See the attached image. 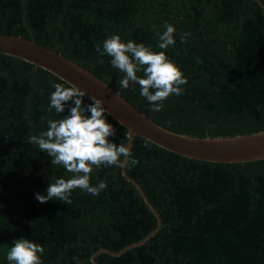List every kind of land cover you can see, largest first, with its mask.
<instances>
[{
  "label": "trees",
  "instance_id": "trees-1",
  "mask_svg": "<svg viewBox=\"0 0 264 264\" xmlns=\"http://www.w3.org/2000/svg\"><path fill=\"white\" fill-rule=\"evenodd\" d=\"M166 25L175 28V45L165 54L188 84L152 112L138 85L120 87L124 73L95 46L118 34L122 42L159 52ZM184 33L191 35L181 43ZM0 34L61 54L171 132L232 137L264 131V0H0ZM56 83L68 86L0 53V264H9V247L20 238L43 246L42 264H264V160L198 161L134 136L130 150L138 163L124 170L161 225L129 249L158 222L122 167H93L90 185L107 183L98 196L76 188L71 204L39 203L35 194L46 195L49 183L73 175L28 143L47 130L48 119L64 118L74 106L69 101L63 113L49 111ZM107 123L115 129L109 142L127 146V129L109 115Z\"/></svg>",
  "mask_w": 264,
  "mask_h": 264
},
{
  "label": "clouds",
  "instance_id": "clouds-1",
  "mask_svg": "<svg viewBox=\"0 0 264 264\" xmlns=\"http://www.w3.org/2000/svg\"><path fill=\"white\" fill-rule=\"evenodd\" d=\"M165 27L166 31L159 35V52L131 40L122 42L118 34L110 35L102 45L95 46L99 56L110 57L111 66L124 73L119 81L120 87L128 89L130 82L138 85L140 95L152 105V112H160L163 109V101L170 95L184 94L185 88L182 86L188 84L182 71L165 54L164 50L175 45L174 26ZM190 35L191 33H184L180 42L186 43ZM141 72L142 76H138L137 73ZM65 84L68 86L65 87L61 83L53 85L55 91L50 95L48 108L49 111L54 109L60 114L65 111L66 103L71 101L74 106L69 108V114L58 120L48 119L47 130L38 136H30L28 143L38 145L41 151L52 157L53 165H62L73 175L69 179L58 178L49 183L46 195L35 194V199L41 204L53 198L71 204L70 195L76 188L98 196L106 189L107 183L101 181L96 186L90 185L93 167L107 165L127 168L138 163L124 143L117 146L109 142L108 138L115 134V129L107 123V115L110 113L103 107V101L91 97L92 102L84 106L86 93L67 81ZM43 254V246L20 238L14 240L13 245L9 247L6 259L9 264H42Z\"/></svg>",
  "mask_w": 264,
  "mask_h": 264
},
{
  "label": "water",
  "instance_id": "water-1",
  "mask_svg": "<svg viewBox=\"0 0 264 264\" xmlns=\"http://www.w3.org/2000/svg\"><path fill=\"white\" fill-rule=\"evenodd\" d=\"M0 53L39 67L63 82L67 81L84 91L85 98L89 102H92L91 97L102 100L103 107L110 113L109 116L127 129L129 148L133 137L139 136L169 152L198 161L245 163L264 160V131L232 137H191L174 133L152 122L84 68L34 41L0 34ZM122 174L137 188L158 222V228L155 231L140 242L126 248L129 249L144 244L159 230L161 224L158 213L140 185L127 176L124 167H122Z\"/></svg>",
  "mask_w": 264,
  "mask_h": 264
}]
</instances>
